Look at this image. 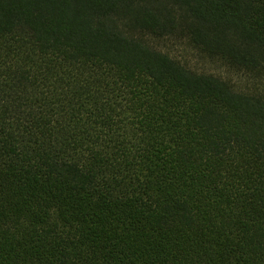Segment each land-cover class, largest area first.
<instances>
[{
    "label": "trees",
    "instance_id": "1",
    "mask_svg": "<svg viewBox=\"0 0 264 264\" xmlns=\"http://www.w3.org/2000/svg\"><path fill=\"white\" fill-rule=\"evenodd\" d=\"M0 264H264V0H0Z\"/></svg>",
    "mask_w": 264,
    "mask_h": 264
},
{
    "label": "rangeland",
    "instance_id": "2",
    "mask_svg": "<svg viewBox=\"0 0 264 264\" xmlns=\"http://www.w3.org/2000/svg\"><path fill=\"white\" fill-rule=\"evenodd\" d=\"M189 55H191V54H189Z\"/></svg>",
    "mask_w": 264,
    "mask_h": 264
}]
</instances>
